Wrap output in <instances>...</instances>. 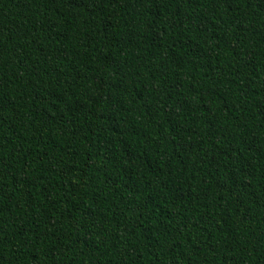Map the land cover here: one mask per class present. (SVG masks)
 I'll return each mask as SVG.
<instances>
[{
  "label": "trees",
  "instance_id": "16d2710c",
  "mask_svg": "<svg viewBox=\"0 0 264 264\" xmlns=\"http://www.w3.org/2000/svg\"><path fill=\"white\" fill-rule=\"evenodd\" d=\"M0 264H264V0H0Z\"/></svg>",
  "mask_w": 264,
  "mask_h": 264
}]
</instances>
